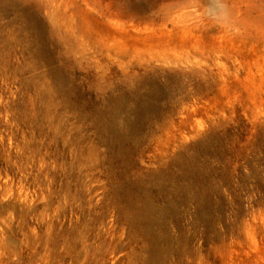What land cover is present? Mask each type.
Instances as JSON below:
<instances>
[{"label":"rangeland","instance_id":"rangeland-1","mask_svg":"<svg viewBox=\"0 0 264 264\" xmlns=\"http://www.w3.org/2000/svg\"><path fill=\"white\" fill-rule=\"evenodd\" d=\"M139 174L155 264H264V0H0V264H149Z\"/></svg>","mask_w":264,"mask_h":264},{"label":"bare ground","instance_id":"bare-ground-1","mask_svg":"<svg viewBox=\"0 0 264 264\" xmlns=\"http://www.w3.org/2000/svg\"><path fill=\"white\" fill-rule=\"evenodd\" d=\"M180 1V0H179ZM144 105V104H143ZM143 108V107H142ZM147 110V109H146ZM139 116H141V115H139ZM131 127V126H130ZM167 130V129H166ZM143 134V133H142ZM118 136V135H117ZM134 143V142H133ZM158 146H159V144H158ZM162 147V146H161ZM114 150V149H113ZM121 150V149H120ZM119 150V151H120ZM118 151V150H117ZM132 150H130V152H131ZM121 152V151H120ZM175 159V158H174ZM188 159H189V157H188ZM124 161V160H123ZM168 164V163H167ZM175 164V163H174ZM180 165V164H179ZM178 165V166H179ZM181 166H183V165H181ZM180 166V167H181ZM161 167V166H160ZM166 167V166H165ZM170 167L168 166V167H166V170L167 169H169ZM189 169V168H188ZM184 170V169H183ZM164 171V170H163ZM183 172V171H182ZM181 172V174H179L180 176V178H181V176H183V177H185L186 176V174H184V173H182ZM151 175V174H150ZM167 176V175H166ZM168 176H169V174H168ZM194 177V176H193ZM160 178H161V176H160ZM142 179V174H139L138 175V177H137V180L134 182V184L132 185V191L130 192L129 191V193H127L126 195H125V197H126V199H127V201H128V203H129V205H130V208L132 209V210H134L135 211V213L137 214V216L140 218V220L142 221V223L144 224V227L146 226V228L144 229V231H146V233L149 235V240H150V246H151V249H152V253H151V260H150V262H149V264H155V260L157 259V253L155 252V248L158 246V244H159V240L161 239L160 237L161 236H158V234L157 233H155L152 229H150L149 228V222H150V218L148 219L147 217V212L149 211V209L151 210L152 209V205H150V196H149V194H145V196H141L140 194H138V193H136V191H134V190H136V189H138L139 187H140V185H139V181ZM143 180V179H142ZM150 180V179H149ZM175 180V179H174ZM144 183V182H143ZM177 187V186H176ZM141 189V188H140ZM175 189V188H174ZM149 190V189H148ZM144 193H146V192H144ZM165 193H166V191H165ZM171 193V192H170ZM174 194H175V192H174ZM161 195V194H160ZM178 195V194H177ZM163 196V195H162ZM173 197V196H172ZM203 198V197H202ZM204 199V198H203ZM153 200V199H152ZM200 200H202V199H200ZM204 202V201H203ZM166 206V205H165ZM167 207V206H166ZM164 209V208H163ZM128 210V209H127ZM154 210V209H153ZM168 213V212H167ZM136 216V217H137ZM133 218H135V217H133ZM153 221V220H152ZM139 225V224H138ZM160 233V232H159ZM161 234V233H160ZM166 238H167V236H166ZM168 239V238H167ZM172 239V238H171ZM170 241V240H169ZM184 243V242H183ZM168 245V244H167ZM175 245V244H174ZM172 247V246H171ZM170 247V248H171ZM173 250H171V251H174V247L172 248ZM176 249V248H175ZM188 249V248H187ZM213 250V249H212ZM188 251H190V250H188ZM167 252V251H166ZM176 252L178 253V255L179 254H183L184 255V249L181 247V248H178V249H176ZM210 252H212V251H210ZM182 255V256H183ZM167 256V255H166ZM179 257H181L180 255H179ZM182 259V258H181ZM179 260V259H178ZM162 261H164V259L162 260ZM181 262V261H180ZM157 263H158V261H157ZM166 263V262H165ZM182 263V262H181ZM179 264V263H178Z\"/></svg>","mask_w":264,"mask_h":264}]
</instances>
